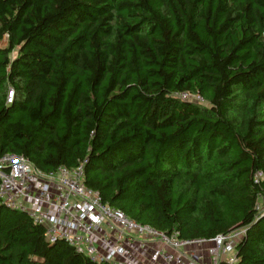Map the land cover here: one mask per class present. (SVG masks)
<instances>
[{"label": "trees", "instance_id": "obj_1", "mask_svg": "<svg viewBox=\"0 0 264 264\" xmlns=\"http://www.w3.org/2000/svg\"><path fill=\"white\" fill-rule=\"evenodd\" d=\"M4 37L0 157L84 164L137 223L243 231L236 264H264V0H0ZM0 264L97 263L0 201Z\"/></svg>", "mask_w": 264, "mask_h": 264}, {"label": "built area", "instance_id": "obj_2", "mask_svg": "<svg viewBox=\"0 0 264 264\" xmlns=\"http://www.w3.org/2000/svg\"><path fill=\"white\" fill-rule=\"evenodd\" d=\"M13 97L10 91L9 103ZM0 201L42 227L47 243L64 241L97 264H236V246L244 234L181 240L175 232L141 225L104 203L100 193L86 185L84 164L44 174L16 154L0 157ZM256 209L264 213V194Z\"/></svg>", "mask_w": 264, "mask_h": 264}, {"label": "rangeland", "instance_id": "obj_3", "mask_svg": "<svg viewBox=\"0 0 264 264\" xmlns=\"http://www.w3.org/2000/svg\"><path fill=\"white\" fill-rule=\"evenodd\" d=\"M8 46V38L4 37L3 40H0V48H6ZM17 56V51H15L12 55L11 58H15ZM193 102H201L198 97H193L192 98ZM241 233V232H240Z\"/></svg>", "mask_w": 264, "mask_h": 264}]
</instances>
